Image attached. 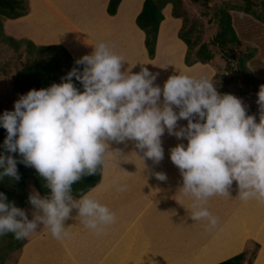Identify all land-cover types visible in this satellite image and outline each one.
I'll use <instances>...</instances> for the list:
<instances>
[{
	"label": "clouds",
	"instance_id": "obj_1",
	"mask_svg": "<svg viewBox=\"0 0 264 264\" xmlns=\"http://www.w3.org/2000/svg\"><path fill=\"white\" fill-rule=\"evenodd\" d=\"M125 62L99 42L90 55L76 61L85 66L82 71L73 68L61 83L29 90L12 111L0 115L7 132L3 148L22 157L17 161L0 154V180L18 181L19 162L34 168L50 190L46 197L29 196L35 209L31 220L0 192V236L11 233L22 240L43 225L54 239H63L68 236L64 222L73 209L86 229L102 234L116 222L115 213L90 193L75 198L73 184L96 175L111 152L110 141H134L143 157L159 163L165 129L187 140L172 147L169 158L181 174V195L191 201L192 220L214 228L217 218L205 205L213 196L229 197L233 182L240 200L264 202V85L257 93V122L239 98L221 94L208 78L176 74L161 88L146 67L138 73L121 71ZM73 77L83 91L73 85ZM181 119L187 125L178 129ZM156 178L167 179L163 173ZM109 187L126 191V185Z\"/></svg>",
	"mask_w": 264,
	"mask_h": 264
},
{
	"label": "crops",
	"instance_id": "obj_2",
	"mask_svg": "<svg viewBox=\"0 0 264 264\" xmlns=\"http://www.w3.org/2000/svg\"><path fill=\"white\" fill-rule=\"evenodd\" d=\"M143 1L122 0L117 13L109 16L106 12L108 0L104 1L100 12H94V0H82L74 16L78 21L76 24L69 18L64 1L41 0L38 13L28 5L25 16L6 20L9 25L13 24V29L9 27L10 33L15 31L16 37H26L36 46L61 45L76 62L82 56L90 55L106 32L107 38L110 37V30L104 24L109 17L117 21L115 28H111L119 40L113 48L112 43L107 44L114 53L124 57L126 62L121 71L131 68L132 73H138L141 67H146L156 77L154 85L161 88L172 75L195 77L196 64H185L187 46L178 38L182 20L171 16V7L162 10L164 19L159 25L155 55L149 59L144 32L135 23ZM53 20L63 21L65 26L62 27L67 29V34L52 32L47 24ZM100 24H103L101 28L98 27ZM252 51L254 54L246 62L249 75L264 84V69H250L260 55L258 48ZM81 66L83 70L85 66ZM160 103L162 105L163 97ZM173 110L179 111L175 106ZM186 125L187 120H178V129ZM178 143L186 145L187 140L177 139L165 129L161 137L164 158L156 163L143 157L134 141L108 142L111 152L102 165L100 183L87 193L106 204L115 213L116 222L96 235L81 224L73 209L70 218L64 222L67 237L54 239L47 228L39 227L25 238L16 264H218L242 252L247 239L261 244L255 264H264V202L240 200L236 182H233L228 189L229 197L213 196L207 201L210 205H218L217 210L209 209L219 219L217 227L209 228L208 223L197 225L191 219V201L181 195V174L169 158L170 149ZM157 173H163L167 179L158 180ZM114 184L126 185V191L116 192L109 187ZM196 232H208L209 235L195 251ZM189 233L187 243L179 245L180 236ZM243 235L251 237L244 238ZM191 247L178 262H174V252H165V255L161 252L164 248Z\"/></svg>",
	"mask_w": 264,
	"mask_h": 264
},
{
	"label": "rangeland",
	"instance_id": "obj_3",
	"mask_svg": "<svg viewBox=\"0 0 264 264\" xmlns=\"http://www.w3.org/2000/svg\"><path fill=\"white\" fill-rule=\"evenodd\" d=\"M64 1V7L69 9V18L76 22L77 19L74 18L77 8L79 7V2L82 0H58ZM105 0H94V12H100L102 5ZM183 3L182 6V15L186 17L185 31L189 29H194L191 32L190 37L192 40L197 37L200 42H206L208 48L213 52L214 57L208 64H196L195 68V77H205L212 81L215 86L224 89L228 94H232L239 98L243 106H250L254 108L258 114L259 121V105L257 104V93L261 84L259 82H250L247 78H244L243 74L239 71V61L245 59L242 57L246 52L252 57L254 51L253 48H258L260 53L258 59L252 62V67L258 71V68L264 69V23L253 18L251 15H247L238 11L229 10L231 17V27L235 34L236 39L239 41V44L231 50V54L234 55V59L227 57L225 59V53L217 48V44L214 45L213 37L218 30V22L213 14V6H237L243 5L244 0H181ZM258 1V0H255ZM28 5L34 8V12L38 13L41 8V0H27ZM166 7H171L168 4ZM259 9L256 8V11ZM163 14V13H162ZM107 20L104 22L105 28H109V36L112 38H107V32L105 35L99 38V42L112 43V48L118 43L117 39L119 38L114 32L116 20L106 17ZM174 18V17H173ZM182 20V18H180ZM239 20H243L242 23ZM250 22V24L248 23ZM169 23V22H168ZM11 24V23H10ZM245 25V26H244ZM48 28L52 32L59 31L60 33L67 34V29L63 28L65 26L63 21H49L47 24ZM103 24H100L98 27L101 28ZM240 26V27H239ZM13 29V24L9 25L5 18L0 17V115L5 111H12L13 105L16 100L20 98V94L15 93L12 88V76L14 73L20 69L23 63L29 59H38L43 55L42 50L43 46H36L31 40H28L26 37L18 38L13 33H10V28ZM244 35V36H243ZM119 40V39H118ZM254 40V44L250 41ZM98 42V43H99ZM254 45V46H253ZM111 48V49H112ZM258 55V54H257ZM256 55V56H257ZM73 60V59H72ZM248 60V59H247ZM246 60V62H247ZM69 66H72V62H68ZM198 66V67H197ZM247 66V63H246ZM250 66V65H249ZM248 68V66H247ZM71 70L68 71V73ZM78 80L75 77L72 78L71 82H77ZM79 82V81H78ZM250 84H255L252 86ZM24 95V94H23ZM35 188L30 180L27 181L26 191L28 193V203L25 206H21L14 200L13 204L17 208H20L25 211L29 220L33 218V212L35 209L29 203V196L34 192ZM218 201V198H214ZM205 207L207 209H218V205L206 203ZM216 217V216H215ZM217 224L218 225V217ZM207 221H196L197 225H205ZM40 227H44L43 225ZM210 228V227H209ZM209 230V229H208ZM207 230V231H208ZM208 232H200L194 234L195 251L200 247V245L206 240ZM211 235V234H210ZM262 235V234H261ZM241 236V235H240ZM187 237H190L189 234L180 236L178 239L179 245H185L187 243ZM244 238H250L243 235ZM257 240L256 238L254 239ZM230 242H235L230 240ZM259 244L254 242L251 239H247L246 245L243 247V251L246 253L245 259L241 264H255L258 254L261 250L256 246ZM238 250V246H236ZM193 247L191 248H179V249H162V255H165V252H174L175 258L174 262H178L184 259V256L187 255ZM21 249H15L12 241L8 236H0V264H16L17 257L20 255L19 252H22ZM235 251V252H236ZM240 252V253H242ZM239 253V254H240Z\"/></svg>",
	"mask_w": 264,
	"mask_h": 264
},
{
	"label": "trees",
	"instance_id": "obj_4",
	"mask_svg": "<svg viewBox=\"0 0 264 264\" xmlns=\"http://www.w3.org/2000/svg\"><path fill=\"white\" fill-rule=\"evenodd\" d=\"M122 0H108L106 12L109 16H114L117 13L118 7ZM171 5V16L174 18H182V26L178 32V38L181 39L187 46L184 62L187 66L197 63L208 64L214 57L213 52L208 48L206 42H200L195 37L193 40L190 37L194 29L185 31L186 17L182 15L183 3L181 0H144L142 9L135 19V23L140 30L144 32V45L149 59H153L156 51V42L158 37V29L161 21L164 19L162 10L168 5ZM213 14L218 22V30L214 35L212 43L217 44V48L225 53V59L234 55L231 50L235 48L239 41L231 27V17L229 10L238 11L244 14L251 15L256 20L264 23V0H244L243 5L237 6H213ZM256 8L259 10L256 11ZM28 13L27 0H0V17L14 20L25 16ZM43 55L38 59L26 60L23 65L12 76V88L15 93L20 95L26 94L29 90H39L48 88L53 83L59 84L67 76L68 71L76 68L82 71L81 64H77L72 60L69 53L61 45L43 46ZM249 55V54H247ZM238 63L239 71L250 82L257 80L251 78L249 69L246 66V60L250 57L243 56ZM68 62H72L69 66ZM79 90L83 91L80 82H72ZM255 86V84H250ZM221 94H228L224 89L217 87ZM247 115H253L258 121L256 110L250 106H244ZM7 135L6 129L0 126V154L12 155L17 161L22 157L18 153H8L3 148V142ZM17 169L20 179L14 180L10 177H4L0 180V192L4 193L7 201L12 203L14 200L21 206L28 203V193L26 191L27 181L30 180L35 190L41 197H46L50 194V190L44 186L43 179L38 175L36 170L30 166H25L23 163H17ZM2 171V169H0ZM102 166L98 169L96 175L86 176L81 181L73 184L72 191L75 198L83 193H87L96 187L101 180ZM6 236L12 241L15 249H21L25 243V239L17 240L11 233ZM260 248L259 244H256ZM246 253L242 252L218 264H241L245 259Z\"/></svg>",
	"mask_w": 264,
	"mask_h": 264
}]
</instances>
